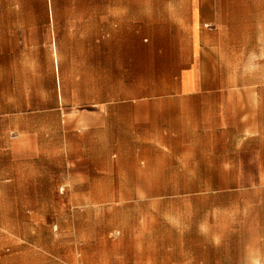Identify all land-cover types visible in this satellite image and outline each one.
Here are the masks:
<instances>
[{"label": "crops", "instance_id": "1", "mask_svg": "<svg viewBox=\"0 0 264 264\" xmlns=\"http://www.w3.org/2000/svg\"><path fill=\"white\" fill-rule=\"evenodd\" d=\"M4 1L0 76L83 77L91 156L130 140L138 158L154 149L203 157L181 170L204 174L206 188L223 173L235 189L264 195V84H236L233 71V83H221L220 66L251 60L255 38L264 44V0ZM202 216L198 234L212 240L194 249L212 255L201 264H237L221 261L230 249L214 240L236 235L237 218L222 219L216 207Z\"/></svg>", "mask_w": 264, "mask_h": 264}, {"label": "rangeland", "instance_id": "2", "mask_svg": "<svg viewBox=\"0 0 264 264\" xmlns=\"http://www.w3.org/2000/svg\"><path fill=\"white\" fill-rule=\"evenodd\" d=\"M250 49L251 60L220 62L221 83L264 84L260 37ZM0 53L8 66V43ZM84 97L83 77L0 76V264H201L212 255L194 249L212 240L197 229L209 207L237 218L236 235L214 238L230 249L221 261L264 264L261 187L241 192L222 173L206 188L204 174L181 170L203 157L138 158L130 140L91 156Z\"/></svg>", "mask_w": 264, "mask_h": 264}]
</instances>
